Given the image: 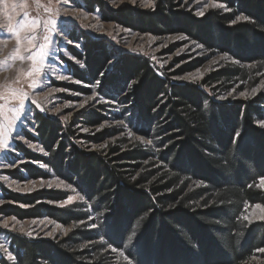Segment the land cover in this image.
Returning <instances> with one entry per match:
<instances>
[{
	"label": "trees",
	"instance_id": "trees-1",
	"mask_svg": "<svg viewBox=\"0 0 264 264\" xmlns=\"http://www.w3.org/2000/svg\"><path fill=\"white\" fill-rule=\"evenodd\" d=\"M208 1L223 4L227 12L210 11L198 18L177 10L173 0H161L155 11L123 8L104 19L157 36L182 33L242 65L256 64L255 74L264 72V0ZM239 16L249 19L233 24ZM73 55L85 68L69 65L71 73L87 83L98 79L110 61L106 46L89 39L83 52L73 50ZM201 62L171 74L145 56L122 55L105 87L117 92L135 83L141 125L146 129L158 126L152 132L166 139L155 143L159 148L166 146L159 158L169 167V173L158 181L148 168L135 177L151 151L119 154L116 147L107 155L90 153L78 145L73 126H64L42 112L35 114L37 136L25 135L39 143L46 156L17 149L75 186L88 203L60 209L38 202L63 200L66 195L7 193V200L32 208L7 206L0 212L20 220L47 217L66 226L85 224L57 240L9 234L12 259L3 256L0 264H111L102 255L110 246L123 251L129 264H251L256 252L264 248V224H247L242 217L248 205L264 202V193L257 188L264 178V129L255 124L264 122V99L244 107L216 101L213 94L225 84L249 80L251 72L245 68L220 70L201 85L172 80ZM101 119L96 114L87 123L93 126ZM111 135L106 131L98 139ZM126 161L127 168L121 163ZM25 168L35 179L50 178L34 165ZM193 182L201 187L187 192ZM86 222L95 224V229L90 230ZM88 243V249H80Z\"/></svg>",
	"mask_w": 264,
	"mask_h": 264
},
{
	"label": "rangeland",
	"instance_id": "rangeland-1",
	"mask_svg": "<svg viewBox=\"0 0 264 264\" xmlns=\"http://www.w3.org/2000/svg\"><path fill=\"white\" fill-rule=\"evenodd\" d=\"M160 1L155 0L153 5L146 6L145 0H39V2L0 0V95L6 97L0 99V105H4L0 110V124L3 125L0 130L10 137L9 149L0 150V210L7 206L23 210L32 208L31 205L7 200V193H14L20 197L35 194L66 195L63 200L47 199L38 202L60 209L88 203L75 186L54 176L42 163L29 161L17 149L20 146L37 156H46L42 146L29 140L25 135L37 136L34 119L37 112L48 115L64 126H73L77 133L78 145L90 153L107 155L111 148L116 147L120 150L119 154L135 150L151 151V157L143 162L135 177L146 168L155 172L154 180L157 181L162 175L169 173L168 165L159 158L160 152L164 151L166 146L159 148L160 146L155 145L166 139L160 135L155 136L152 132L158 126L146 129L141 125V115L135 106V83L127 84L125 89L117 92L105 88L115 74L122 55L145 56L156 68L169 69L167 73L171 74H175L189 63L202 60L201 64L191 71L172 77L176 83L201 85L208 76L220 70L245 68L251 72L249 80L238 79L227 86L225 84L220 91L213 94L216 101L229 106L240 104L244 107L248 103L264 99V72L255 74L256 64L242 65L230 55L210 51L182 33L157 36L152 33L137 32L118 22L104 19L105 15H115L123 8L155 11ZM173 1L177 10L191 12L198 18L205 17L210 11L227 12L225 6L205 7L206 4L215 3L213 1ZM46 8L50 11H46ZM200 11L204 12L203 16L197 14ZM243 21L245 20L236 19L235 23ZM87 39L104 44L110 56V61L102 74L92 83L73 76L69 66L85 68V63L73 55V50L83 52ZM29 72L32 75H28ZM61 76H68L70 79L62 80ZM13 92L17 97L27 93L28 99L23 101L22 107L19 100L12 96ZM242 92L245 95H241ZM93 96L95 99H90ZM82 103L84 107H81ZM96 114L102 117L101 122L93 126L88 125L87 118ZM165 122L163 121L164 124ZM260 122L262 121H256L255 124L260 127ZM260 128L264 129V127ZM106 131L112 132V135L105 140L98 139V136ZM17 133L23 136V139L16 138ZM137 137H144V140ZM122 140L125 144L120 146L119 141ZM148 140H151V143H147ZM29 144L35 147H29ZM121 163L124 167H128V161ZM8 165L13 166L8 167ZM27 165H34L49 173L50 178H33L25 168ZM16 176H20V179ZM259 182L257 188L264 193V188L259 186ZM200 187L199 182H193L187 192ZM80 196L84 199H79ZM69 197L73 198L72 202L61 206ZM256 205L262 207L248 205L245 208L243 217L247 216L248 219L243 220L247 224H264V202ZM5 220L8 222L7 228L3 227ZM83 224L85 223L66 226L47 217L20 220L14 215H4L0 212V245L3 246L0 247V258L6 256L12 259L8 251L7 235L9 234H22L33 239L57 240L66 238ZM86 224L89 225L90 230L96 227L90 222ZM90 244H83L80 249L86 250ZM113 249L116 248L108 247L102 255H105L111 264H129L130 261L126 259L124 253L121 255L123 251ZM263 255L264 248L256 252L250 263L264 264ZM94 261L92 259L90 262Z\"/></svg>",
	"mask_w": 264,
	"mask_h": 264
},
{
	"label": "snow or ice",
	"instance_id": "snow-or-ice-1",
	"mask_svg": "<svg viewBox=\"0 0 264 264\" xmlns=\"http://www.w3.org/2000/svg\"><path fill=\"white\" fill-rule=\"evenodd\" d=\"M37 2H39V0H37ZM154 2H155V0H145L146 6H151V5L154 4ZM198 2H199V0H198ZM205 7L206 8L207 7H219V8H222V7H224V5L223 4H220V3H211V4H206ZM45 10L46 11H50V9H47V8ZM197 14L200 15V16H203L204 15V12L203 11H200ZM237 19L248 20L249 18L248 17L240 16V17H237ZM235 22L236 21L234 20L233 23H235ZM36 26L38 27L39 24L37 23ZM9 30H11V29H9ZM13 34L14 35H18V33H13ZM45 39H47V37H45ZM20 59H24V58L23 57H20ZM29 59H33V58L32 57H29ZM36 71H40V70L39 69H36ZM28 75H32V73L29 72ZM60 79L67 80V79H70V77H68V76H61ZM181 79H186V78H181ZM77 82H79V81H77ZM56 91H62V90L61 89H56ZM253 91L255 92L256 90H253ZM241 95H245V93L242 92ZM12 96L13 97H16L19 100L21 107L23 106V101L26 100V99H28L27 93H22L19 97H17V94L15 92H13L12 93ZM0 99H6V97L3 96V95H0ZM90 99H95V96L90 97ZM33 103H35V102H33ZM3 107H4V105H0V110H2ZM81 107H84V104L83 103L81 104ZM16 110L18 111V109H16ZM65 119H66V117H65ZM2 127H3V125L0 124V128H2ZM260 127H264V122H260ZM239 135H240V133L237 132L236 133V137H239ZM16 138L23 139V136H21V135H19V133H17ZM137 138L140 139V140H144V137H137ZM9 140H10V137L8 135H6L2 130H0V150L7 151L9 149V147H10ZM146 142L147 143H151V140H148ZM29 147H33L34 148L35 145L29 144ZM12 166L13 165H8V167H12ZM259 186L262 187V188H264V178H261L260 179ZM72 199L73 198L69 197L68 200L66 202H64V204H62L61 206H65V204H70L72 202ZM79 199L83 200L84 197L83 196H80ZM255 207L256 208H261L262 206L261 205H255ZM242 219L247 220L248 217L247 216H244V217H242ZM3 227H5V228L8 227L7 220L4 221ZM29 235H31V234L29 233ZM0 247H3V246L0 245ZM113 250L116 251L117 249H113ZM121 255H123V252H121Z\"/></svg>",
	"mask_w": 264,
	"mask_h": 264
}]
</instances>
